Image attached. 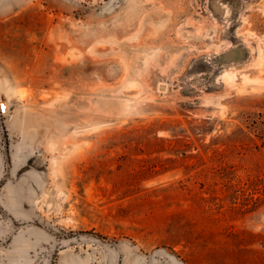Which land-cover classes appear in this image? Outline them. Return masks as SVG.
I'll return each mask as SVG.
<instances>
[{
    "label": "rangeland",
    "instance_id": "obj_1",
    "mask_svg": "<svg viewBox=\"0 0 264 264\" xmlns=\"http://www.w3.org/2000/svg\"><path fill=\"white\" fill-rule=\"evenodd\" d=\"M263 52L264 0H0V204L51 264H264Z\"/></svg>",
    "mask_w": 264,
    "mask_h": 264
},
{
    "label": "water",
    "instance_id": "obj_2",
    "mask_svg": "<svg viewBox=\"0 0 264 264\" xmlns=\"http://www.w3.org/2000/svg\"><path fill=\"white\" fill-rule=\"evenodd\" d=\"M0 117H2V116L0 115ZM0 147H1V152H2V157H3V162H4V173H3V176L0 180V185H1L7 179L16 180V179H13V177L11 175V166H10L11 163H10V157H9V151H8V142H7L5 129H4V126H3L1 120H0ZM0 214L2 215L4 220L8 223V225L10 226V231L8 232L6 237L0 241V244L7 242L10 239V237L12 236V234L15 232L16 228L21 224L22 225H34V226L42 229L43 231L50 233L56 237V239L53 240V242L49 246V251H48L47 256H46L45 264H51L52 259H53V255L56 252L60 241L62 239H65V237H67V235H69V234H64V233L62 234L61 232H58L56 230L55 231L51 230L49 227L46 226V224H44L41 221H38L36 219H30V220H26L23 222H17L12 217V215H10V213L1 204H0ZM70 234L72 236L91 238V239L97 241L98 243H101L105 246L111 247L116 254L114 264H120L121 249H120L118 242H113V241L108 240L99 234H96L93 232H88V231L71 232Z\"/></svg>",
    "mask_w": 264,
    "mask_h": 264
},
{
    "label": "crops",
    "instance_id": "obj_3",
    "mask_svg": "<svg viewBox=\"0 0 264 264\" xmlns=\"http://www.w3.org/2000/svg\"><path fill=\"white\" fill-rule=\"evenodd\" d=\"M0 101H5V102H7L6 100H1L0 99ZM8 150H10V146H9V144H8ZM9 157H10V163H11V175H13V176H15L16 174H17V172H18V175H17V177L18 176H20V180H19V182H21L22 183V181L24 180L23 178H21L23 175H22V173L24 172L25 174V176H28V175H30V172L27 170H25L24 171V169L21 171L20 169H22L21 167H23L24 165H22L21 163H19V162H16V163H14V161L12 160V157H11V153H9ZM21 164V165H20ZM16 170V171H15ZM15 171V172H14ZM16 173V174H15ZM6 208V207H5ZM7 210V209H6ZM24 226H26V233L28 232L29 234H33V240L35 241V242H39V241H41L42 242V240H44V239H42L41 237L42 236H44V237H46V238H49V237H51L52 239H51V243L53 242V238H54V236L52 235V234H50V233H47V232H45V231H43L42 229H40V228H38V227H36V226H34V225H24ZM19 229H20V227L17 229V231H16V233L19 231ZM23 230V229H22ZM15 233V232H14ZM12 237V236H11ZM46 240V239H45ZM31 241V240H30ZM23 242V243H22ZM63 242H64V240H61L60 241V243H59V245H58V247H60V245L61 244H63ZM51 243H49V246H50V244ZM28 245L27 243H26V240L23 238V237H21V238H19L18 239V246L22 249L23 247L21 246V245ZM48 246V245H47ZM48 246V247H49ZM24 249H22V251H23ZM43 252V251H42ZM42 252H40L39 254H40V256L38 257V261L36 262V264H44V262H43V258L45 257V255L42 253ZM27 263H30L29 261L27 262Z\"/></svg>",
    "mask_w": 264,
    "mask_h": 264
},
{
    "label": "built area",
    "instance_id": "obj_4",
    "mask_svg": "<svg viewBox=\"0 0 264 264\" xmlns=\"http://www.w3.org/2000/svg\"><path fill=\"white\" fill-rule=\"evenodd\" d=\"M9 107L7 102L5 101H0V115L1 116H6L8 114Z\"/></svg>",
    "mask_w": 264,
    "mask_h": 264
},
{
    "label": "bare ground",
    "instance_id": "obj_5",
    "mask_svg": "<svg viewBox=\"0 0 264 264\" xmlns=\"http://www.w3.org/2000/svg\"><path fill=\"white\" fill-rule=\"evenodd\" d=\"M231 56H223L222 57V60L224 61H228L230 59ZM264 60V52L263 54L260 55V58H259V62L263 61ZM232 76V75H231Z\"/></svg>",
    "mask_w": 264,
    "mask_h": 264
},
{
    "label": "flooded vegetation",
    "instance_id": "obj_6",
    "mask_svg": "<svg viewBox=\"0 0 264 264\" xmlns=\"http://www.w3.org/2000/svg\"><path fill=\"white\" fill-rule=\"evenodd\" d=\"M54 236V235H53ZM56 239V237L54 236V238H53V240H55Z\"/></svg>",
    "mask_w": 264,
    "mask_h": 264
}]
</instances>
